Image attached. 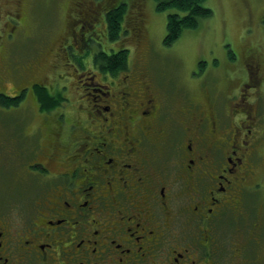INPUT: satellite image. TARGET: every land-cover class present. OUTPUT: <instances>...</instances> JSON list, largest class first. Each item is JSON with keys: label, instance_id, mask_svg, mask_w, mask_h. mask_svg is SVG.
I'll list each match as a JSON object with an SVG mask.
<instances>
[{"label": "flooded vegetation", "instance_id": "obj_1", "mask_svg": "<svg viewBox=\"0 0 264 264\" xmlns=\"http://www.w3.org/2000/svg\"><path fill=\"white\" fill-rule=\"evenodd\" d=\"M97 1L94 11L100 14L85 16L86 21L100 20L107 28L104 0ZM24 3L27 8L30 0L19 5L16 18L9 16L13 38L21 29ZM123 3L118 0L115 9ZM80 20L83 29L71 33L90 49L92 37H85V30L94 31V23L86 26ZM98 44L102 53L124 54L122 67L115 70L93 60L104 75H120L116 86L122 83V90L111 93L100 81L91 83L93 92L87 94L92 99L84 116L66 120L62 99L68 98L60 90L50 91L37 81L25 86L32 93L36 83L61 100L53 109L59 110L53 124L47 125L44 118L45 125H36V133L20 130L16 135L17 148L25 149L31 142L24 138L40 136L38 128L46 127L43 136L49 135L52 145L27 164L26 173L35 185H12L11 192L27 198L13 195L14 203L0 204V264H264V222L257 213L247 215L243 207L247 192L262 178L254 174L258 151L264 148V125L257 106H237L248 99V88L250 94L261 88L264 69L257 49L246 51V80L236 87L238 94L228 104L208 96L204 107L186 91L176 92V97L160 93L157 98V91L166 86L148 60L153 70L138 62L129 77L125 41L122 48ZM50 111H43L48 120ZM180 131L182 144L175 141ZM223 142L221 160L217 154ZM48 161L56 167L46 166ZM234 212L240 221L233 230L234 246L229 247L219 224Z\"/></svg>", "mask_w": 264, "mask_h": 264}, {"label": "rangeland", "instance_id": "obj_2", "mask_svg": "<svg viewBox=\"0 0 264 264\" xmlns=\"http://www.w3.org/2000/svg\"><path fill=\"white\" fill-rule=\"evenodd\" d=\"M114 1L118 0H111L109 4ZM123 1L126 12L124 19H121L123 25L121 24L120 29H125L122 31V38L112 42L113 45L108 44L110 42L107 41L108 27H104L100 20L99 22L94 20L91 22L94 23V31L85 30V37L87 35L92 37L89 40L92 48L87 51L82 45L80 36L72 33L83 29L79 28L80 18L84 20L86 26H92L91 23H87L85 16L89 19L100 14L94 11L95 0H33V3L30 0L27 8L24 3L25 12L24 15H20L22 20L18 18L24 29H19V33L14 35L18 36L17 40L16 37L13 38L6 33L12 30L8 18L17 15L23 0H0V92L14 96L18 94V87L20 85H22L20 89L23 87L22 99L17 108L9 107V109L0 103V181L2 182L0 204H6L10 200L13 202V195L17 198L18 195L27 198L26 194L11 192L12 185L15 189H20L24 183L34 184L35 181L31 179L30 174L26 173L27 164L34 157L38 159L39 155L43 154L41 152H45V146L52 145L50 136H43L46 127L38 128L37 131H42L40 136L37 133L31 138H24L31 142L25 149L17 148L19 145L16 135L20 130L28 134L32 130L36 133L37 126L45 125L44 118L49 121L47 125L53 124V117L59 111H50L49 115H53L52 119L50 116L49 120L44 117L43 111L38 110L36 96L30 92L31 88L25 87L24 84L37 81L46 84L50 91L60 90L66 94L69 101L62 99L64 104L61 113H65L68 121L77 114L81 116L86 114L85 108L90 105L92 99L87 93L93 92L91 87L97 85V81L102 83V89L111 93L122 90V83L116 86L121 80L120 75L106 76L94 64L93 60L97 63L102 59L103 48L98 43L102 42L104 47L122 48L125 41L129 48L127 60L130 68L126 72L129 77H133L131 67L135 64L137 66L138 62L143 61L147 66L149 64L153 66L152 68L156 69L158 76L162 78L163 85L166 86L157 91L159 93L157 98L160 93L168 92L176 97V92L186 91L192 98L197 97L196 102L204 107H206V99H209L208 96H217L222 102L227 100L228 104L230 98L238 94L236 87L243 79L246 80L244 60L247 50H254V47L259 49L264 69V0H206L205 5L211 9V15L201 18L196 27L184 29L169 45L164 44L163 39L166 37L167 14L172 9L157 10L154 0ZM72 22H75V25L70 31L68 23ZM5 33L6 37H4ZM67 43L71 44L68 49ZM96 45L97 47L94 48ZM43 47H46L45 50ZM71 50L74 52L71 53ZM147 54L149 56L146 59ZM106 55L111 56V53L106 51ZM145 60L150 63H146ZM69 63H74L76 67L73 69ZM151 66L149 67L153 70ZM155 76L156 73H153V77ZM260 81L262 82L260 90L256 88L258 93L250 94L251 90L248 88L245 91L248 93L246 95H249L248 99L239 101L240 104L237 106L242 105L246 108L257 106L262 115L259 116L262 126L264 125V72L259 83ZM61 85L63 88L60 87ZM227 86L230 93L227 91ZM135 87L138 88V85ZM153 87L156 92V87ZM26 93L28 95L24 97ZM80 97L81 102L78 101ZM108 99L110 100V96ZM255 99L258 104L253 103ZM96 102L104 103L105 100L98 99ZM80 104L84 105V108H78ZM87 111L90 113L89 110ZM19 114L23 115V119ZM175 141L182 144L181 131L177 132ZM210 141L212 140L208 139V143ZM262 143L264 144V141ZM33 145L38 146L28 150ZM224 145L223 142V150L220 147L222 151L219 150L217 154L220 155L221 160L225 156ZM11 151L15 152V156ZM257 158L260 161L256 159L258 165L254 175L259 174L262 178L247 192L243 207L247 215L250 217L258 215L264 222V148L260 153L258 151ZM45 165L51 169L56 167L49 161ZM229 214L220 219L219 228L227 240V246L231 247L234 246L233 239L235 240L233 230L240 220L238 218L236 221L235 212ZM244 231L248 234V227H245ZM261 232L264 234V226ZM260 250L256 249V252Z\"/></svg>", "mask_w": 264, "mask_h": 264}, {"label": "trees", "instance_id": "obj_3", "mask_svg": "<svg viewBox=\"0 0 264 264\" xmlns=\"http://www.w3.org/2000/svg\"><path fill=\"white\" fill-rule=\"evenodd\" d=\"M110 1L111 0H106L105 4L103 3L104 9H102V12L106 13L104 18L106 19L107 27H108V36L110 41L108 42V44L113 45L112 42H116V40H118V34L120 33L121 21L123 20L122 12L124 13V6H120L119 8L115 9V7L118 5L117 2L114 1L112 4H109ZM154 1L157 10L172 9V11L167 14V19H166V33H165L166 37L163 39V43L166 45H169L172 42H174L180 36V34L184 29L196 27L201 18L207 17L212 13L211 9L205 5L206 0H154ZM112 8H114V10H110ZM23 10L19 12H23ZM20 19L22 20V17ZM21 20H20V24H21L20 28L24 29ZM8 22H10V18H8ZM68 24L71 31V28H73L75 22H72L71 23L72 25L70 23ZM11 32L12 30L6 33L10 34ZM6 33L4 37H6ZM15 37H16L15 40H17L18 36ZM101 58L102 59L100 60V63L104 67H107L109 70H115V68H117L118 66L122 67L124 63V54L122 53V51L112 54L111 56H107L105 53H102ZM28 84L29 83H26L24 84V86ZM20 86L18 87V91H17L18 94H15L14 96H10L8 94H3L0 92V103L7 106L8 108L9 107L17 108L20 103L19 101L22 99L21 96L23 95V90H22L23 87H21L20 89ZM33 87L35 89L32 90V93L33 92L34 94L36 93L38 110L41 111L53 110L55 106L59 104V100H61L60 97L59 98L52 97L44 90L43 87H41L36 83H33ZM27 95L28 93H26L24 97H26ZM19 116L20 118L23 119L22 114H19Z\"/></svg>", "mask_w": 264, "mask_h": 264}, {"label": "crops", "instance_id": "obj_4", "mask_svg": "<svg viewBox=\"0 0 264 264\" xmlns=\"http://www.w3.org/2000/svg\"><path fill=\"white\" fill-rule=\"evenodd\" d=\"M263 93V92H262Z\"/></svg>", "mask_w": 264, "mask_h": 264}]
</instances>
